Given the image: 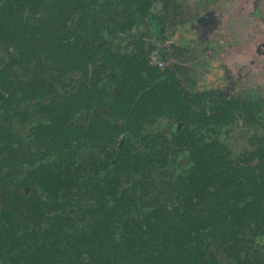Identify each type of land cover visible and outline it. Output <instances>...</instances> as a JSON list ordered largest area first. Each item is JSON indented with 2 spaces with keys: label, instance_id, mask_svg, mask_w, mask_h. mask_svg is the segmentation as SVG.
I'll use <instances>...</instances> for the list:
<instances>
[{
  "label": "trees",
  "instance_id": "trees-1",
  "mask_svg": "<svg viewBox=\"0 0 264 264\" xmlns=\"http://www.w3.org/2000/svg\"><path fill=\"white\" fill-rule=\"evenodd\" d=\"M108 6L0 0V264H264V145L235 154L215 101L179 112L171 69L107 50Z\"/></svg>",
  "mask_w": 264,
  "mask_h": 264
},
{
  "label": "flooded vegetation",
  "instance_id": "flooded-vegetation-1",
  "mask_svg": "<svg viewBox=\"0 0 264 264\" xmlns=\"http://www.w3.org/2000/svg\"><path fill=\"white\" fill-rule=\"evenodd\" d=\"M108 1L107 15L113 18L109 24L117 27L113 35L118 37L112 41L113 28L106 31L107 50L119 52L124 60L131 51L143 53L148 64L156 66L157 74L171 69L168 82L175 84L176 79L183 96L179 112L187 110V97L194 96L205 104L206 114L215 101L218 115L226 113L233 118L217 126L226 144L230 128H248L247 143L235 154L264 145V98L258 93L264 85V0H187L184 5L180 0H146V6L142 0ZM181 25H187V36L177 35ZM217 57L224 84L200 85L204 75L215 82L216 71L210 67ZM122 73H129L125 65ZM82 74L80 67L73 70L74 84L78 85ZM107 74L110 79L112 70L107 69ZM231 82H247L253 90L229 91ZM180 125L163 118L146 124L142 133L165 129L170 137Z\"/></svg>",
  "mask_w": 264,
  "mask_h": 264
},
{
  "label": "rangeland",
  "instance_id": "rangeland-1",
  "mask_svg": "<svg viewBox=\"0 0 264 264\" xmlns=\"http://www.w3.org/2000/svg\"><path fill=\"white\" fill-rule=\"evenodd\" d=\"M181 3L184 5L186 4L187 0H180ZM157 9H160V4L157 5ZM231 34V33H230ZM234 34V33H233ZM232 34V35H233ZM178 36H187V25H181L179 27V32L177 33ZM194 39H196L194 37ZM220 59L217 57L216 60L213 61L210 69L216 71L214 74L215 76V82H213V79L209 81L208 78L204 77L200 79L199 84L203 85L204 87L208 86H214L216 83L218 84H224L223 82L225 81L222 73V67L220 65ZM226 84V83H225ZM247 82L244 83H235L234 84L231 82L228 87L229 91H248V90H253V88L250 85H247ZM219 86V85H215ZM258 93L264 98V85H261L260 88L258 89ZM249 134L248 128L244 127L243 125L238 126V127H232L228 130V137H227V144L229 147L233 150V152L239 150L243 145L247 143V135ZM147 196L149 198H159L160 200L164 202H172L174 201V196H175V188L173 184L166 182L165 180H161L158 185H154L148 188L147 190ZM142 213V214H141ZM140 215L143 216V212H141Z\"/></svg>",
  "mask_w": 264,
  "mask_h": 264
}]
</instances>
